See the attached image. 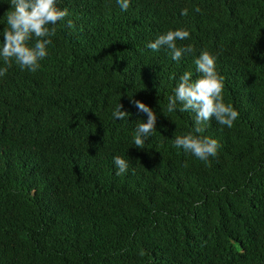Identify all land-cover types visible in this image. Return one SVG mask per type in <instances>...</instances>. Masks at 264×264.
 <instances>
[{
    "label": "trees",
    "instance_id": "1",
    "mask_svg": "<svg viewBox=\"0 0 264 264\" xmlns=\"http://www.w3.org/2000/svg\"><path fill=\"white\" fill-rule=\"evenodd\" d=\"M9 3L0 0V47ZM57 7L68 16L36 72L0 58V264H264V0ZM177 29L190 33L177 46L194 52L177 61L147 47ZM204 51L239 116L196 134L195 113L168 103L185 72L200 78ZM132 100L157 115L143 149L133 138L147 116ZM120 103L124 120L112 115ZM190 133L216 139L217 155L174 147Z\"/></svg>",
    "mask_w": 264,
    "mask_h": 264
},
{
    "label": "clouds",
    "instance_id": "2",
    "mask_svg": "<svg viewBox=\"0 0 264 264\" xmlns=\"http://www.w3.org/2000/svg\"><path fill=\"white\" fill-rule=\"evenodd\" d=\"M122 11L130 6V0H117ZM11 11L7 15L8 27L3 30V44L0 47V58L6 65L15 60L23 70L36 72L40 68V61L48 55L47 46L52 43L51 37L55 36L54 27L59 21L68 16L67 9L60 10L57 0H10ZM200 11L199 8L196 9ZM187 16L188 10L181 13ZM68 21V26H71ZM52 26V27H50ZM190 37V33L184 29L169 30L166 34L159 35L147 47L153 51L166 48L173 60H180L184 55L194 52L191 45L178 47L177 41ZM35 40L34 44L30 42ZM196 71L200 78L193 80L191 72H185L180 77V82L175 89L174 97H169L168 111L177 108V102L181 105L179 111H191L195 113L193 132L202 133L204 125L213 118L222 126L233 127L238 119L239 112L230 104L223 102L224 77L216 70V57L207 51L202 52L195 60ZM7 68H0V77L4 76ZM131 98V97H130ZM138 111L145 113L146 122L138 124L133 138L134 146L143 149L146 140L157 130V115L148 105L139 101H131ZM120 103L113 111L115 119L124 120L130 114L122 110ZM174 147L182 148L185 153H191L202 161H208L215 157L221 147L216 139L192 133L177 136ZM114 165L118 169L116 175L125 174L129 169V163L120 156L113 158ZM186 166V165H185Z\"/></svg>",
    "mask_w": 264,
    "mask_h": 264
}]
</instances>
